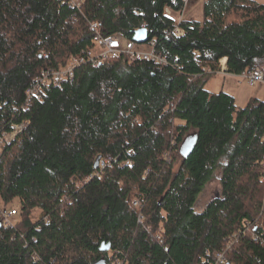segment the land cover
Here are the masks:
<instances>
[{
  "label": "trees",
  "instance_id": "trees-1",
  "mask_svg": "<svg viewBox=\"0 0 264 264\" xmlns=\"http://www.w3.org/2000/svg\"><path fill=\"white\" fill-rule=\"evenodd\" d=\"M184 5L83 0V15L61 0H0V131L28 120L0 149L2 210L18 208L14 224L0 226V264H212L222 251L228 262L264 264V100L239 107L205 87V68L216 71L221 58L231 74L264 64V2L205 0L201 21L166 13ZM90 21L126 40L145 27L168 63L81 65L23 109L37 75L91 47ZM106 156L129 163L96 175L95 159ZM218 169L219 193L196 210Z\"/></svg>",
  "mask_w": 264,
  "mask_h": 264
},
{
  "label": "built area",
  "instance_id": "built-area-1",
  "mask_svg": "<svg viewBox=\"0 0 264 264\" xmlns=\"http://www.w3.org/2000/svg\"><path fill=\"white\" fill-rule=\"evenodd\" d=\"M186 0H184L185 3ZM63 4L68 5L71 8H75L79 13L83 14L82 3L83 0H61ZM169 8H166V12H169ZM84 15V14H83ZM169 15V14H168ZM180 20V19H179ZM90 30L93 32L91 39V47L82 49L77 54L71 56L65 65L43 70L37 75L31 83L25 89V100L23 109L32 100L41 101L51 87H60L64 82H71L75 76V70L81 65H90L96 67L102 61L106 59H116L125 56L128 61L144 60L152 62L154 65H166L168 63L167 57L156 50L155 41L153 39L147 40L143 43H137L135 41L126 40L119 34L115 35H103L99 29V24L96 21L89 22ZM175 34H183V29L180 26H176L173 30ZM224 59V60H223ZM209 73L227 74L226 72V58L219 60V66L216 71H212L209 68H205ZM235 77L245 80L249 85L253 86L256 83L264 84V64L259 67H253L246 69L239 74H233ZM28 120H22L21 122H11L8 130L0 131V147L12 141L21 131L26 127ZM165 158L167 154L165 153ZM114 157L106 156L100 158L95 172L98 175L105 168H113ZM129 163V160L119 161L117 164L123 166ZM262 175L261 181L264 184V157L261 162ZM92 177V174L85 178L87 181ZM132 205L137 208V222L142 223L144 220V214L142 212V202L138 198L132 200ZM16 210V211H15ZM5 211L0 209V220L5 226L11 225V217L18 213V208ZM237 236V235H235ZM159 241L162 242V238L158 236ZM227 262L225 252L217 253L212 264H225ZM120 259H115L111 264H120ZM229 264H236L229 262Z\"/></svg>",
  "mask_w": 264,
  "mask_h": 264
},
{
  "label": "rangeland",
  "instance_id": "rangeland-1",
  "mask_svg": "<svg viewBox=\"0 0 264 264\" xmlns=\"http://www.w3.org/2000/svg\"><path fill=\"white\" fill-rule=\"evenodd\" d=\"M202 0H186L185 5L182 12H174L169 10L166 12L171 17H173L176 21L179 19H196L201 21L203 13L202 6H200ZM258 2H264V0H256ZM202 15V16H201ZM201 19V20H200ZM211 89H215L216 91L223 90L235 98V103L237 106H244L248 100L252 97H256L258 99L264 100V84L256 83L255 85H249L245 80L240 79L231 75H222L220 73H214L210 77V85ZM2 145L0 149L3 147ZM220 170L218 169L212 179L206 184L202 192L199 194L197 198V202L195 203V209L200 210L203 206L216 194L219 193L220 184ZM4 204L0 201V209L3 208ZM10 207V208H9ZM16 205L11 206L8 205L7 208H15ZM39 209H34L30 216L33 220L37 219L39 216ZM15 217H11V223L14 224ZM110 254V252H109ZM113 260V259H112ZM115 260V259H114ZM113 260V261H114Z\"/></svg>",
  "mask_w": 264,
  "mask_h": 264
},
{
  "label": "water",
  "instance_id": "water-1",
  "mask_svg": "<svg viewBox=\"0 0 264 264\" xmlns=\"http://www.w3.org/2000/svg\"><path fill=\"white\" fill-rule=\"evenodd\" d=\"M132 40L137 42V43H143L146 42L148 40V32L147 29L145 27H141L137 30L134 31L133 36H132ZM198 139V133L195 131L189 132L187 133L180 146H179V153L184 157L187 158L189 156V154L192 152V150L194 149L196 142ZM100 157H97L94 161V168H96L98 166V162H99ZM1 221H0V226H1ZM111 246L110 242H102L99 246V251L104 252L107 251ZM94 264H105V260L100 259L97 262H95ZM225 264H229V262L227 261Z\"/></svg>",
  "mask_w": 264,
  "mask_h": 264
},
{
  "label": "crops",
  "instance_id": "crops-1",
  "mask_svg": "<svg viewBox=\"0 0 264 264\" xmlns=\"http://www.w3.org/2000/svg\"><path fill=\"white\" fill-rule=\"evenodd\" d=\"M204 1H205V0H202V1H201V3H200V6H202V5H203ZM201 16H202V15H201ZM201 19H203V16H202V18H201ZM201 19H200V20H201ZM198 20H199V19H198ZM222 75H231V76H234V75H233V74H231V73L222 74ZM209 85H210V79L207 81V83H206L205 87H206L208 90H210V91H214V92H216V90H215L216 88H215V89H211V88H209V87H210Z\"/></svg>",
  "mask_w": 264,
  "mask_h": 264
},
{
  "label": "bare ground",
  "instance_id": "bare-ground-1",
  "mask_svg": "<svg viewBox=\"0 0 264 264\" xmlns=\"http://www.w3.org/2000/svg\"><path fill=\"white\" fill-rule=\"evenodd\" d=\"M224 60V59H223ZM100 160V159H99Z\"/></svg>",
  "mask_w": 264,
  "mask_h": 264
}]
</instances>
